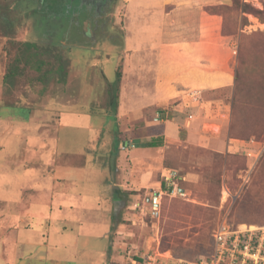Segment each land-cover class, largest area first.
I'll use <instances>...</instances> for the list:
<instances>
[{"label":"rangeland","instance_id":"rangeland-1","mask_svg":"<svg viewBox=\"0 0 264 264\" xmlns=\"http://www.w3.org/2000/svg\"><path fill=\"white\" fill-rule=\"evenodd\" d=\"M239 1L264 9V0ZM13 2L0 0V119L5 121L7 116H15L21 120L32 112L38 116L43 106L36 102H45L49 108H63L60 119L64 123L84 126L91 123L105 130L100 129L102 139H92L90 147H85V140L96 132L95 129L88 134L84 128L78 131L64 128L57 134L62 137L58 142L31 139V144L43 147L49 144L48 150L55 147L56 154L57 149L63 150V154L54 155L58 161L81 163L88 152L115 156L110 162L113 165L111 183L97 179L71 182V189L81 194L74 206H80L82 213L91 216L104 213L106 218L112 214V221L93 226L96 235L100 236L81 237L78 260L74 264H96L91 263L92 252L82 249L83 242L90 245L95 241L97 249L105 250L100 264H130L133 257L168 250L176 258L196 260L210 253L213 234L224 219L235 228L245 225L264 227V26L255 27L259 22L264 24V13L259 16L243 12L233 0L214 6L221 8L223 34L230 36L237 47L239 74L233 88L202 93L203 98L217 102L213 104L211 114L194 108L179 111L174 108L178 99H174L165 108L164 115L165 119L174 122L162 123L159 118L158 125L147 127L143 119L119 127L113 113L108 115L102 103L87 105L76 99L60 103L51 101L50 97L46 99V95L52 97L61 88L70 90L78 84L86 85L89 70L95 88L92 99L103 96V87L107 83L115 92L117 69L122 65L121 44L101 40L103 35L97 32L98 40H70L62 47V28L52 33L45 22L40 24L46 19L44 11H33L25 16L19 10H9ZM20 3L24 6L28 2L22 0ZM35 5L36 1H33L31 6ZM123 7L124 0H118L113 9L111 31L119 37L124 33ZM50 43L54 45L50 46ZM12 69L16 75L6 77ZM42 85L48 87V93L40 92ZM28 86L31 87L30 98L24 91L29 89ZM71 94L67 91L65 99L70 101ZM147 115L154 118L150 111ZM188 117H193L191 125L187 124ZM42 118L38 120L45 121ZM32 119L36 126L39 121ZM213 122L221 125L211 124ZM4 123L3 128H8V122ZM164 126L179 131L182 141L172 140L161 147L150 148L140 172L133 173L130 179L121 176L125 166L120 164L117 154L124 149L118 148L117 132L129 128L131 138L136 135L149 139L154 134L164 135ZM201 129L214 134L209 139L201 138ZM228 137L246 140L249 144L230 152L225 149ZM9 138L12 143L13 136ZM133 144L139 146V139H134ZM86 148H89L87 152ZM15 150L11 145L8 151ZM147 169L152 172L145 179L146 186L125 188L115 185H123L125 181L132 183ZM165 175L172 178L166 179ZM110 242H113L111 249Z\"/></svg>","mask_w":264,"mask_h":264},{"label":"crops","instance_id":"crops-1","mask_svg":"<svg viewBox=\"0 0 264 264\" xmlns=\"http://www.w3.org/2000/svg\"><path fill=\"white\" fill-rule=\"evenodd\" d=\"M225 1L228 0H124V33L119 38L121 80L115 92L107 83L103 87V96L92 99L95 88L89 70L86 85L78 84L72 90L61 88L54 96L47 94L44 98L50 97L51 101L60 103L75 99L87 105L102 103L108 115L113 113L119 127L143 119L147 127L158 125L159 118L162 123L174 122L164 118L165 108L174 99H178L174 108L179 111L194 108L211 114L216 100L205 99L202 93L235 86L237 47L231 37L222 32L223 16L208 10L209 6ZM261 26L264 24L259 22L255 27ZM42 86L40 92L48 93V87ZM28 88L24 91L30 98L31 87ZM67 91L72 93L70 101L65 97ZM36 103L43 106L38 116L32 112L29 117H20L21 120L15 116H7L5 121L0 119V264H74L78 260L81 237L100 236L96 235L93 226L112 221V214L106 218L104 213L97 216L82 213L80 206H74L81 194L71 189V182L97 179L111 183L113 165L110 162L115 156L88 152L83 155L85 158L81 163L58 161L54 158L55 147L48 150L49 144L46 147L31 144V139L58 142L62 137L57 134L64 128H73L74 131L84 128L88 134L95 129L96 132L85 140V147H90L92 139H102L100 129L105 130L91 123L87 126L64 123L60 119L63 108H49L45 102ZM149 111L154 118L147 115ZM32 118L45 121L38 120L34 126ZM4 122H8V128H3ZM192 122L193 117H188L187 124ZM211 124L221 125L218 122ZM169 128L164 126V135L154 134L145 140L144 136L131 138L129 128L119 130V139L127 135L121 145L129 144L117 154L120 164L125 166V170L121 169V176L130 179L133 173L140 172L141 163L147 160L146 152L157 148L148 146L149 141H163V145L182 141L179 131H174L172 126ZM213 134L202 129L199 133L204 139ZM9 136H13L12 143ZM134 139H139V146L133 144ZM246 143L249 144L246 140L228 137L225 149L234 152ZM11 145H14L15 152L8 151ZM57 150V154L64 153ZM149 172L152 170H143L132 183L125 181L119 185L115 182V185L125 188L146 186ZM94 243L83 242L82 249L94 255L91 263L100 264L105 250L97 249ZM110 244L111 249L113 242ZM96 258L99 261H95Z\"/></svg>","mask_w":264,"mask_h":264},{"label":"flooded vegetation","instance_id":"flooded-vegetation-1","mask_svg":"<svg viewBox=\"0 0 264 264\" xmlns=\"http://www.w3.org/2000/svg\"><path fill=\"white\" fill-rule=\"evenodd\" d=\"M24 1L28 3L21 6L20 2H22V0H14L9 10H19L25 16L27 13H31L33 11H44L46 19L40 21V24L45 22L50 28L49 31L52 33L56 32L57 28H62L60 36V44H62V47L64 46L63 43L65 41L70 42V40H98V37H95L97 32H100L101 36L103 35L100 37L101 40H112L116 45H119L120 37L111 31L113 23V9L118 0ZM33 1H36L35 6H31ZM49 19L53 20L49 21ZM50 22L52 25H50ZM52 45L54 44L50 43V46ZM72 46L73 45H71V47ZM57 55H59V53H57ZM17 68L18 67H15V69Z\"/></svg>","mask_w":264,"mask_h":264},{"label":"built area","instance_id":"built-area-1","mask_svg":"<svg viewBox=\"0 0 264 264\" xmlns=\"http://www.w3.org/2000/svg\"><path fill=\"white\" fill-rule=\"evenodd\" d=\"M128 145L122 144L126 149ZM256 162V161H254ZM171 174V173H170ZM166 179L172 176L165 175ZM131 264H264V227H233L226 219L213 234L212 249L196 260L176 258L169 250L133 257Z\"/></svg>","mask_w":264,"mask_h":264},{"label":"trees","instance_id":"trees-1","mask_svg":"<svg viewBox=\"0 0 264 264\" xmlns=\"http://www.w3.org/2000/svg\"><path fill=\"white\" fill-rule=\"evenodd\" d=\"M233 4L234 5H237V6H240L241 9H242V11L243 12H246V13H254V14H257L259 16H262V14L264 13V9L263 10L258 9L256 7H254L252 5V3H249V2H243V3H241L239 0H233ZM216 8L217 7L210 6V7H208V10L211 13H218L219 14L221 8L220 7L217 8V9ZM222 30H223V28H222ZM240 53H241V46H239V55H240ZM238 74L239 73H238V68H237L236 69V76H235V85H237V82H238ZM14 75H16V71L12 69L9 72H7L6 77H12ZM120 80H121V69L119 68V69H117V87L119 86ZM115 102H116V105H117L118 104L117 99H116ZM158 139H160V138H158ZM120 142L121 141L119 139V144H120ZM162 145H163V141H158V142H156V141H149V143H148V146H150V147H158V146H162Z\"/></svg>","mask_w":264,"mask_h":264}]
</instances>
